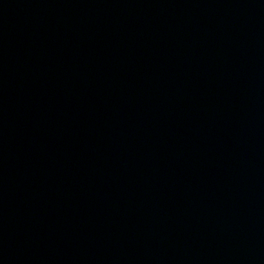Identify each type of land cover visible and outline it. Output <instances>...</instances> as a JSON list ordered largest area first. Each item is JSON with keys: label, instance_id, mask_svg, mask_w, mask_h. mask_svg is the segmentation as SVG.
Returning <instances> with one entry per match:
<instances>
[{"label": "water", "instance_id": "obj_1", "mask_svg": "<svg viewBox=\"0 0 264 264\" xmlns=\"http://www.w3.org/2000/svg\"><path fill=\"white\" fill-rule=\"evenodd\" d=\"M0 264H264V0H0Z\"/></svg>", "mask_w": 264, "mask_h": 264}]
</instances>
